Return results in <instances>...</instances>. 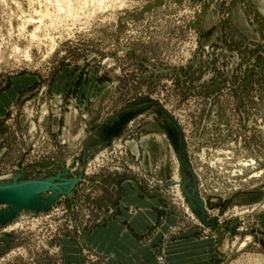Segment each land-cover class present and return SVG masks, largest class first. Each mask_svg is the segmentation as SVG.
Masks as SVG:
<instances>
[{"label":"rangeland","instance_id":"1","mask_svg":"<svg viewBox=\"0 0 264 264\" xmlns=\"http://www.w3.org/2000/svg\"><path fill=\"white\" fill-rule=\"evenodd\" d=\"M65 1L0 0V93L17 87L0 184L79 178L0 225V264H106L86 233L138 210L117 203L121 181L163 205L143 239L166 224L162 242L211 240L214 264H264V0Z\"/></svg>","mask_w":264,"mask_h":264},{"label":"crops","instance_id":"2","mask_svg":"<svg viewBox=\"0 0 264 264\" xmlns=\"http://www.w3.org/2000/svg\"><path fill=\"white\" fill-rule=\"evenodd\" d=\"M16 89L17 87L13 85L12 89L0 93V115L15 98ZM113 123L114 121L103 129V140L106 142L107 128ZM119 189L121 196L117 203L132 204L138 210L131 213L125 207L116 204L115 214L108 216L105 224L96 226L86 233L90 246L106 255V264H158L154 254L163 245L168 264L215 263L217 253L211 240L188 237V239H173L168 243L162 242L161 234L165 231L166 224L161 225L155 237L143 239L144 233L158 221L159 215L156 209L163 208L161 200L146 196L135 183L121 181ZM166 220L172 223L174 218L167 217ZM66 254L68 257L72 256Z\"/></svg>","mask_w":264,"mask_h":264},{"label":"water","instance_id":"3","mask_svg":"<svg viewBox=\"0 0 264 264\" xmlns=\"http://www.w3.org/2000/svg\"><path fill=\"white\" fill-rule=\"evenodd\" d=\"M137 113L134 111L123 112L114 123L107 128V142L111 137L118 135L124 124ZM174 147L178 151L179 160L182 162V146L178 135L179 132L172 128H166ZM75 173L79 171L74 169ZM70 173L65 171L54 176L43 179L20 180L21 174L14 177L9 184H0V205H5L6 209L0 212V225L9 223L16 214L24 210L45 211L60 195L69 193L78 183L79 178H69ZM49 193V195H47ZM190 197V194H189ZM200 205V203H197ZM194 205V204H193Z\"/></svg>","mask_w":264,"mask_h":264},{"label":"bare ground","instance_id":"4","mask_svg":"<svg viewBox=\"0 0 264 264\" xmlns=\"http://www.w3.org/2000/svg\"><path fill=\"white\" fill-rule=\"evenodd\" d=\"M65 1V0H64ZM58 3V2H57ZM65 3H66V1H65ZM72 8V7H71ZM70 17V16H69ZM29 19H30V17H29ZM73 19H74V17H73ZM25 20V19H24ZM58 20V19H57ZM59 21V20H58ZM38 37V36H37ZM53 47V46H52ZM13 227V226H12ZM11 228V227H10Z\"/></svg>","mask_w":264,"mask_h":264}]
</instances>
